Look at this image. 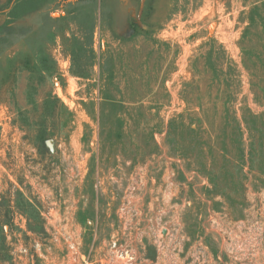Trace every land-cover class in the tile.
<instances>
[{"label":"rangeland","instance_id":"1","mask_svg":"<svg viewBox=\"0 0 264 264\" xmlns=\"http://www.w3.org/2000/svg\"><path fill=\"white\" fill-rule=\"evenodd\" d=\"M0 240L264 264V0H0Z\"/></svg>","mask_w":264,"mask_h":264},{"label":"trees","instance_id":"2","mask_svg":"<svg viewBox=\"0 0 264 264\" xmlns=\"http://www.w3.org/2000/svg\"><path fill=\"white\" fill-rule=\"evenodd\" d=\"M254 9V8H253ZM256 9H254L253 11H252V14H253V12L255 11ZM120 123V122H119ZM120 132H119V130H118V132H117V135L119 136L120 134H119ZM42 145H44V141L42 142ZM3 243V241L2 240H0V244H2Z\"/></svg>","mask_w":264,"mask_h":264},{"label":"water","instance_id":"3","mask_svg":"<svg viewBox=\"0 0 264 264\" xmlns=\"http://www.w3.org/2000/svg\"><path fill=\"white\" fill-rule=\"evenodd\" d=\"M50 142H51V141H50V140H48V141L46 142V145H48V146H49Z\"/></svg>","mask_w":264,"mask_h":264}]
</instances>
